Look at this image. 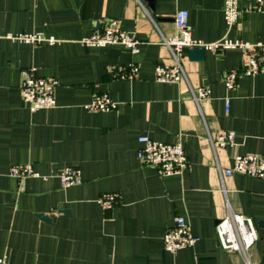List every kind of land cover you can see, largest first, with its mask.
Listing matches in <instances>:
<instances>
[{
    "label": "crops",
    "instance_id": "1",
    "mask_svg": "<svg viewBox=\"0 0 264 264\" xmlns=\"http://www.w3.org/2000/svg\"><path fill=\"white\" fill-rule=\"evenodd\" d=\"M225 1L0 0V257L11 264H247L223 250L215 234L219 219L240 213L253 219L259 237L248 260L264 261V179L224 175L236 156L264 155V62L248 77L241 50L205 51L195 61L187 49L183 81L155 79L157 65L174 64L162 42L176 35L180 10L188 11L196 41L264 43V0L260 8L257 0H238L231 27ZM110 18L139 39L137 53L81 44ZM22 33L57 42L9 38ZM131 66L139 68L137 77H119ZM23 68L58 82L56 107L30 111L20 90ZM231 70L240 79L228 91ZM200 87L211 94L196 102ZM95 94H107L117 108L88 111ZM223 131L235 133L234 143L214 149L211 139ZM142 136L181 139L189 169L164 177L143 164ZM15 164H31L41 177L17 181L9 176ZM66 166L81 170V185L62 188L58 174ZM104 193L118 194V204L103 209L97 200ZM177 215L199 241L173 254L163 236Z\"/></svg>",
    "mask_w": 264,
    "mask_h": 264
},
{
    "label": "built area",
    "instance_id": "2",
    "mask_svg": "<svg viewBox=\"0 0 264 264\" xmlns=\"http://www.w3.org/2000/svg\"><path fill=\"white\" fill-rule=\"evenodd\" d=\"M263 0H257L260 8ZM238 0H226L224 17L227 25L231 27L239 19ZM189 13L187 10H180L176 13L174 23L177 33L169 39L164 38L162 44L169 48L174 64H159L155 68V79L162 83H180L186 78L181 65V58L187 49L201 48L205 51L222 52L229 49H238L243 52V76L252 77L261 70L264 62V43L252 44L241 40L222 38L211 43L196 41L191 37L188 24ZM29 44H55L53 37L47 38L39 33H22L9 37ZM81 44L86 47H103L108 45H121L131 53H137L140 48V41L133 34L124 30L118 19L110 18L104 21L103 27L96 30L92 35L83 38ZM139 68L131 66L129 72L125 68L119 69V77L133 79L138 76ZM240 74L231 70L224 78L225 87L233 91L238 85ZM58 82L52 77H42L37 74L34 68H23L21 70L20 90L23 100L28 104L31 112L42 109H52L57 105L56 88ZM194 93L196 102L210 97L211 90L208 87H200ZM230 100L226 99V110H229ZM90 112H107L117 108L107 94H95L86 105ZM235 133L223 131L215 139H211L212 146L225 148L234 143ZM140 147L138 157L145 165L157 169L161 176L181 175L189 169V161L184 150L183 141L180 139L175 143L156 141L149 136L139 138ZM235 173L264 179V155L248 154L238 155L234 158L232 165L224 170L225 176ZM9 176L17 181H23L30 177H41L31 164H15L9 169ZM47 179V177H43ZM62 188L68 189L81 185L82 173L78 167L66 166L58 174ZM120 197L116 193H104L97 202L103 209H111L118 204ZM215 234L219 246L231 253H239L246 260L250 249L258 241V232L252 218L240 214L230 213L227 217L219 219L215 225ZM199 238L193 233L188 221L182 215L174 218V224L163 236L164 248L167 252L177 253L185 248L194 247ZM0 264H11L5 257H0ZM264 264V261L254 263Z\"/></svg>",
    "mask_w": 264,
    "mask_h": 264
},
{
    "label": "water",
    "instance_id": "3",
    "mask_svg": "<svg viewBox=\"0 0 264 264\" xmlns=\"http://www.w3.org/2000/svg\"><path fill=\"white\" fill-rule=\"evenodd\" d=\"M189 53H190L191 59L195 61H203L205 58V50L201 48H190ZM39 217L48 222L50 221V219L45 215H39Z\"/></svg>",
    "mask_w": 264,
    "mask_h": 264
}]
</instances>
